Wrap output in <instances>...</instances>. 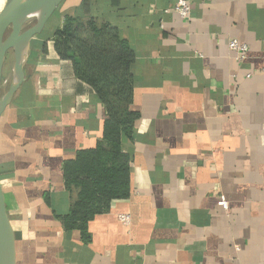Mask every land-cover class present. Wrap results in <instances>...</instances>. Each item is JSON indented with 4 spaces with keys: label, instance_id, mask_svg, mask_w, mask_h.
<instances>
[{
    "label": "crops",
    "instance_id": "obj_1",
    "mask_svg": "<svg viewBox=\"0 0 264 264\" xmlns=\"http://www.w3.org/2000/svg\"><path fill=\"white\" fill-rule=\"evenodd\" d=\"M85 1L64 0L59 22L34 37L0 119L16 264H264V0H190L189 19L178 0H91L136 53L141 116L123 140L130 195L89 222V242L60 218L74 198L64 165L102 141L107 112L45 39ZM232 38L248 44L245 60Z\"/></svg>",
    "mask_w": 264,
    "mask_h": 264
},
{
    "label": "trees",
    "instance_id": "obj_2",
    "mask_svg": "<svg viewBox=\"0 0 264 264\" xmlns=\"http://www.w3.org/2000/svg\"><path fill=\"white\" fill-rule=\"evenodd\" d=\"M91 12V0H86L83 9L66 15L45 37L53 40L59 57L73 61L76 76L92 86L107 112L102 141L78 151L64 165L66 185L74 198L69 212L60 218L66 230H80L87 242L89 222L107 211L113 199L130 195V157L123 151V140L133 137L141 116L131 107L136 53L118 26Z\"/></svg>",
    "mask_w": 264,
    "mask_h": 264
},
{
    "label": "water",
    "instance_id": "obj_3",
    "mask_svg": "<svg viewBox=\"0 0 264 264\" xmlns=\"http://www.w3.org/2000/svg\"><path fill=\"white\" fill-rule=\"evenodd\" d=\"M64 0H7L0 10V91L6 84L4 69L10 50L15 62L8 89L0 96V119L15 93L27 79L24 59L31 40L41 34ZM36 15V17H35ZM16 238L5 206L0 180V264H16Z\"/></svg>",
    "mask_w": 264,
    "mask_h": 264
},
{
    "label": "built area",
    "instance_id": "obj_4",
    "mask_svg": "<svg viewBox=\"0 0 264 264\" xmlns=\"http://www.w3.org/2000/svg\"><path fill=\"white\" fill-rule=\"evenodd\" d=\"M183 18L189 19L192 14V3L190 0H178L173 7ZM229 47L234 52V55L237 59L243 61L247 58L249 46L246 43L241 42L237 38H232L229 40ZM251 74L249 73L248 76ZM220 203L228 208V202L225 199H222ZM119 219L123 224H130L131 216L127 213L119 214Z\"/></svg>",
    "mask_w": 264,
    "mask_h": 264
},
{
    "label": "rangeland",
    "instance_id": "obj_5",
    "mask_svg": "<svg viewBox=\"0 0 264 264\" xmlns=\"http://www.w3.org/2000/svg\"><path fill=\"white\" fill-rule=\"evenodd\" d=\"M59 22V16H58V12L55 13L53 15V17L50 19V21L48 22L47 26H49L51 23L57 24ZM15 62V58H14V52L13 50L9 51L8 57H7V61L5 64V69H4V79H7L6 84L3 86V88L0 91V96H2V94L8 89V85L12 79V68Z\"/></svg>",
    "mask_w": 264,
    "mask_h": 264
},
{
    "label": "bare ground",
    "instance_id": "obj_6",
    "mask_svg": "<svg viewBox=\"0 0 264 264\" xmlns=\"http://www.w3.org/2000/svg\"><path fill=\"white\" fill-rule=\"evenodd\" d=\"M6 4V3H5ZM4 7V6H3ZM35 17H36V15H35ZM44 32V31H43ZM42 32V33H43ZM41 33V34H42ZM41 34H38V35H41ZM37 35V36H38ZM36 37V36H35ZM34 39V38H33ZM33 39L31 40V43H30V45H29V47L26 49V51H25V54H24V59H26V61H28L29 59H30V57H31V54H32V50H33Z\"/></svg>",
    "mask_w": 264,
    "mask_h": 264
}]
</instances>
